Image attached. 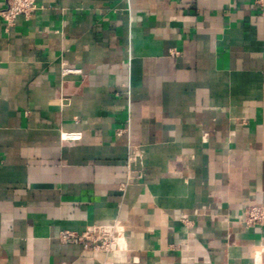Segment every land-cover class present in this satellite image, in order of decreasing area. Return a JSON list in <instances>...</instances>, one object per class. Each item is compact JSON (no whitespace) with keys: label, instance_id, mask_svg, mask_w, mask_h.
Segmentation results:
<instances>
[{"label":"crops","instance_id":"obj_1","mask_svg":"<svg viewBox=\"0 0 264 264\" xmlns=\"http://www.w3.org/2000/svg\"><path fill=\"white\" fill-rule=\"evenodd\" d=\"M37 5L0 17V264H264V226L242 222L264 206L252 1ZM64 229L116 241L94 251Z\"/></svg>","mask_w":264,"mask_h":264},{"label":"built area","instance_id":"obj_2","mask_svg":"<svg viewBox=\"0 0 264 264\" xmlns=\"http://www.w3.org/2000/svg\"><path fill=\"white\" fill-rule=\"evenodd\" d=\"M257 7L258 12L264 15V0H250ZM4 6L0 8V17L6 23V29H9L14 25L16 19L20 16L25 18L31 17L38 9L37 0H4ZM80 69H72L68 67L63 68V73H79ZM123 129L117 131V135H122ZM65 138L78 137L73 133H65ZM138 154L131 153L127 160V167L130 169L131 164L137 160ZM134 176L129 172L128 182ZM139 178L143 175L140 173ZM128 184V183H127ZM184 222L189 220L184 217ZM243 224L247 227L252 226H264V206L252 205L247 206L244 210ZM59 238L67 243L81 244L87 249L94 251L111 252L113 245L115 244L116 238L112 236H104L99 229H87L83 232H77L69 229H64L60 232Z\"/></svg>","mask_w":264,"mask_h":264}]
</instances>
